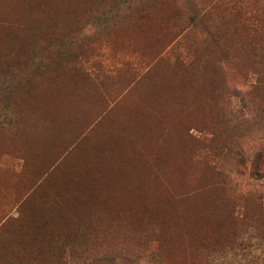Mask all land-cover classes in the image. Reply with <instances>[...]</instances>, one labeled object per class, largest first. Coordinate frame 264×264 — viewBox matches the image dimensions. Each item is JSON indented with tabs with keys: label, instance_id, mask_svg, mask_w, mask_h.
Wrapping results in <instances>:
<instances>
[{
	"label": "rangeland",
	"instance_id": "374dc122",
	"mask_svg": "<svg viewBox=\"0 0 264 264\" xmlns=\"http://www.w3.org/2000/svg\"><path fill=\"white\" fill-rule=\"evenodd\" d=\"M0 264H264V0H0Z\"/></svg>",
	"mask_w": 264,
	"mask_h": 264
}]
</instances>
